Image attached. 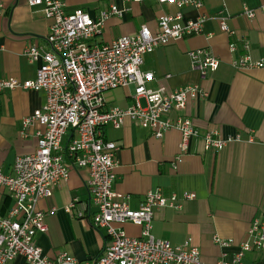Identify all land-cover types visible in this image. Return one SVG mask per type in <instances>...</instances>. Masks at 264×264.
I'll return each mask as SVG.
<instances>
[{
    "label": "crops",
    "instance_id": "1",
    "mask_svg": "<svg viewBox=\"0 0 264 264\" xmlns=\"http://www.w3.org/2000/svg\"><path fill=\"white\" fill-rule=\"evenodd\" d=\"M178 0L159 3L122 0H67L66 10L83 8L92 17L113 2L128 10L110 15L102 25L99 40L108 42L136 32L142 24L152 30L162 14L181 12L182 20L207 16L199 33L184 36L156 47L143 56L142 70L152 71L154 79L147 85L173 90L184 84L204 87L208 96L190 100L185 115L192 119L201 133L218 131L223 136L239 134L241 140L230 142L218 152L205 150L200 139L193 138L178 162L180 132L167 130L157 138L136 121L126 118L118 129L107 124L104 137L118 145L114 189L126 196L131 208H137L149 190H159L165 196L176 193L179 208L161 207L155 210L151 232L155 237L172 244L190 243L199 248L203 264L229 260L248 239V229L254 219L264 221V13L258 9L264 0H199L202 6L179 5ZM0 80L33 79L39 65L25 55V47L35 44L47 49L45 36L51 20L44 17L39 6L28 0H0ZM244 8L255 10L254 16ZM226 16L233 30H220L215 18ZM249 44L248 51L242 44ZM234 43L231 51L229 44ZM207 49L219 58L216 70L202 78L191 66L189 50ZM248 53L261 66L237 69L231 61ZM134 89L118 87L105 94L107 107L126 108L133 102ZM45 100L43 91L22 87L0 90V169L9 174L18 155L32 153L37 146V132L43 126L36 121L23 126ZM140 103L145 104L143 98ZM172 117L175 113L171 114ZM69 129L67 135L71 134ZM251 141H248L250 140ZM66 141V140H65ZM87 168L71 167L69 177L57 182L49 197L37 201V208L45 212L47 230L35 234V241L43 254L52 256L65 251L79 260L97 256L106 240L104 229L95 228L86 218H78L75 211L89 200L85 181ZM193 192L191 199H182L183 192ZM77 198L72 212L65 206ZM13 200L8 191L0 188V215L7 214ZM94 208H92L93 210ZM131 236H139L141 227L130 222L122 225ZM231 240L220 246L214 237ZM244 261L264 264V250L245 252ZM10 264H29L22 256Z\"/></svg>",
    "mask_w": 264,
    "mask_h": 264
},
{
    "label": "built area",
    "instance_id": "2",
    "mask_svg": "<svg viewBox=\"0 0 264 264\" xmlns=\"http://www.w3.org/2000/svg\"><path fill=\"white\" fill-rule=\"evenodd\" d=\"M177 3L202 6L199 0H178ZM28 4L39 6L44 17L51 20L45 36L47 49L35 44L25 47L27 58L39 62L35 77L23 81L3 78L0 90L22 87L43 91L42 106L23 120L25 127L36 121L43 129L37 132L35 150L18 155L11 173L6 174L0 169V188L6 189L13 200L7 214L0 215V264H10L17 256L24 257L29 264H203L199 248L189 240L172 244L155 237L150 230L156 209L181 206L176 193L165 196L159 190H149L139 206L131 208L126 196L115 191L119 147L114 141L105 139L103 129L107 124L118 129L126 118L149 129L157 138L175 128L180 132L175 163L188 151L193 138L200 139L205 150L215 152L230 142L241 140L239 134L223 136L215 130L201 133L185 115L190 100L208 96L204 87L188 83L173 90L161 86L151 88L147 84L154 79L153 72L141 69L145 54L176 39L199 33L207 16L183 21L181 12L162 14L155 30L142 24L132 34L103 42L99 36L104 20L127 11L126 5L119 7L111 2L97 17H92L83 8L67 11V0H28ZM258 9L264 13V4ZM253 11L244 8L249 17L254 16ZM215 18L221 31L233 33L226 23V16L218 13ZM242 46L248 51L247 42ZM229 49L233 51L235 44L230 43ZM187 53L191 66L202 78L219 65V58L207 49ZM231 64L244 69L261 66L262 62L254 61L245 53L233 59ZM130 85L134 87L130 106H106L107 91ZM140 98L144 99V105ZM172 113H175L174 117ZM69 129L72 132L67 135ZM71 167L89 171L85 181L89 200L81 204L75 216L86 218L97 229H104L107 236L101 252L89 260H79L65 251L45 255L35 241V234L47 230L45 212L37 208V201L49 197L53 186L69 177ZM194 196L193 192L185 191L182 199ZM77 202V198L71 199L65 211L72 212ZM127 222L141 227L139 236L128 235L123 230L122 225ZM214 241L220 246L231 242L218 236ZM253 248L264 250V221L259 219L251 222L248 239L240 243L235 254L229 260L218 259L215 264H252L246 263L244 257L245 252Z\"/></svg>",
    "mask_w": 264,
    "mask_h": 264
},
{
    "label": "rangeland",
    "instance_id": "3",
    "mask_svg": "<svg viewBox=\"0 0 264 264\" xmlns=\"http://www.w3.org/2000/svg\"><path fill=\"white\" fill-rule=\"evenodd\" d=\"M131 89H134L133 85H130Z\"/></svg>",
    "mask_w": 264,
    "mask_h": 264
}]
</instances>
